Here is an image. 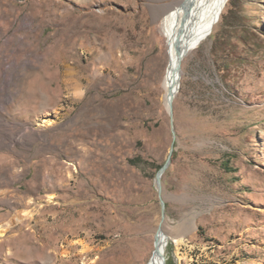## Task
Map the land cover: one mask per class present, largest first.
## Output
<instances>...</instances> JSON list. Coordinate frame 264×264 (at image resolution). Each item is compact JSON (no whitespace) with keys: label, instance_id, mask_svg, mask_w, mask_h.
Wrapping results in <instances>:
<instances>
[{"label":"rangeland","instance_id":"1","mask_svg":"<svg viewBox=\"0 0 264 264\" xmlns=\"http://www.w3.org/2000/svg\"><path fill=\"white\" fill-rule=\"evenodd\" d=\"M169 4L0 0V264L152 259ZM180 68L164 264H264V0H226Z\"/></svg>","mask_w":264,"mask_h":264},{"label":"bare ground","instance_id":"2","mask_svg":"<svg viewBox=\"0 0 264 264\" xmlns=\"http://www.w3.org/2000/svg\"><path fill=\"white\" fill-rule=\"evenodd\" d=\"M169 2L167 12L158 27L168 48V63L163 80L165 105L168 111L169 104H172L174 95L179 90L180 67L183 58L211 32L219 20L226 0H169ZM43 124L50 125L51 122L44 120ZM50 199L51 197L48 200ZM167 222L168 219H165L161 230L155 235L154 251L148 264H164L162 250L168 241L165 233ZM195 229V223L192 220L188 221L181 234L186 232L194 234ZM178 237L181 236L177 235ZM177 242L180 244L181 241L177 240Z\"/></svg>","mask_w":264,"mask_h":264},{"label":"water","instance_id":"3","mask_svg":"<svg viewBox=\"0 0 264 264\" xmlns=\"http://www.w3.org/2000/svg\"><path fill=\"white\" fill-rule=\"evenodd\" d=\"M169 117H170V127H171V133H172V137H173V141L171 143L170 146V152L169 155L165 161V163L163 164V166L159 169L156 177H155V186L157 189V194H158V198H159V202H160V220L159 223L155 229V235L161 230L162 224L165 221V219H167L166 217V213H165V201L162 197V184H161V176L164 173V171L167 169L168 165H169V161H170V156H171V152L173 150V144H174V131H173V118H172V104H169Z\"/></svg>","mask_w":264,"mask_h":264}]
</instances>
